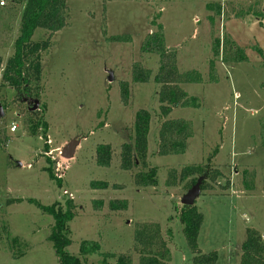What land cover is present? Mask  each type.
I'll list each match as a JSON object with an SVG mask.
<instances>
[{"label": "rangeland", "instance_id": "374dc122", "mask_svg": "<svg viewBox=\"0 0 264 264\" xmlns=\"http://www.w3.org/2000/svg\"><path fill=\"white\" fill-rule=\"evenodd\" d=\"M67 4V24L53 34L49 50L42 53L43 72L29 87L31 100H23L1 79L21 34L22 5L7 0L0 6V105L5 107L0 118V264H59L49 239L53 217L28 199L44 205L73 201L72 241L67 247L73 255H79L83 241H97L101 252L127 254L132 264H140L135 231L149 225L152 235L161 239L151 249L163 252V241L170 252L168 264H194L196 255L211 252H217L214 264H241L247 229H256L264 240V19L254 14L264 11V0ZM159 24L167 46L177 52L179 70L195 69L203 78L181 84L189 96L198 97L199 107L174 106L167 117L160 113L161 85L154 81L159 56L142 48ZM34 33L37 41L49 36L42 28ZM217 39L219 52L213 50ZM135 63L152 71L147 82L132 80ZM122 82H128L127 102ZM35 99L39 107L32 109ZM140 109L152 115L147 164L158 168L156 186L138 184L137 174L147 170L140 162L130 169L121 167L122 146L135 141L134 121ZM177 118L192 123L187 149L161 155V123ZM72 139L79 144L74 157L67 159L61 151ZM102 143L112 146L109 167L96 163V147ZM211 154V172L221 176L202 180L194 204L203 224L199 250L194 252L179 220L181 199L194 176H182V169L206 165ZM48 166L61 179V187L44 170ZM95 180L109 186L92 188ZM112 200L128 201L127 209L112 210ZM3 228L20 238L23 256L13 258ZM101 260L88 255L86 264Z\"/></svg>", "mask_w": 264, "mask_h": 264}, {"label": "trees", "instance_id": "16d2710c", "mask_svg": "<svg viewBox=\"0 0 264 264\" xmlns=\"http://www.w3.org/2000/svg\"><path fill=\"white\" fill-rule=\"evenodd\" d=\"M22 5L20 33L14 43V53L11 55L2 69L1 79L7 85L16 89L17 95L23 100L30 98L29 87L34 82L41 80L42 71V53L49 50L53 34L61 30L67 24L68 4L67 0H11ZM261 19H264V11L254 13ZM42 28L49 32L46 39L34 40L33 35L36 29ZM123 36H113L112 39L123 40ZM164 29L161 24L156 32L149 34L143 45V50L155 52L159 56V70L154 76V81L160 84L159 102L160 113L167 117L174 106L199 107V99L196 96H189L183 89V83H199L202 81V75L199 71L192 69L181 72L177 66V52L170 49L166 44ZM221 43L217 39L213 43V50L219 52ZM246 58L245 55L242 57ZM0 60V69H1ZM152 71L143 67L140 63H135L132 80L134 82H147L151 77ZM123 101L128 100V82H122ZM5 108V107H3ZM152 115L145 109L136 112L134 121L135 141L134 143H124L122 146L121 167L130 169L133 165L140 162L147 170L137 174V182L142 186H156L158 184L156 166H148L147 149L148 133ZM46 126V123L44 122ZM193 135L192 123L184 118L165 119L159 129V154H183L187 149V142ZM217 152V148L214 154ZM112 146L108 143H102L96 147V163L99 166L109 167L112 161ZM213 154L208 156L206 165L190 164L182 169V176H194L191 180L193 186L200 177L211 178L221 176L218 171L211 172L210 162ZM44 170L48 172L49 177L55 180L61 187L62 181L56 177L53 169L48 166ZM205 183V182H204ZM264 184V176H263ZM109 186L107 181L95 180L91 182L92 188L103 189ZM115 187L117 185H114ZM204 186V185H203ZM202 187V186H201ZM17 200V199H15ZM21 199H18L20 201ZM30 203L35 204L43 213L53 217V224L49 239L53 243L59 264H86L88 255L96 254L102 257L97 264H108L110 259L115 260V264H132V258L127 254H116L110 252H101L100 244L95 242L83 241L80 245L79 255L71 254L67 247L71 244V230L69 223L74 219L75 204L70 199L65 203L57 201L51 205H44L35 199H28ZM98 203L102 204V201ZM112 210L127 209L128 201L112 200L109 202ZM179 220L183 225V233L186 241L192 251L199 250L198 237L203 224V215L194 205L181 206ZM155 230L159 232V225H155ZM149 225L135 231L136 246L140 248V264H168L169 249L163 241L161 247L165 248L163 252L152 250L151 247L157 246L159 239L157 235H152ZM172 233L171 231H169ZM7 242H10V251L13 258H19L25 254L21 249L19 237L13 236L8 230H2ZM2 240L3 236H0ZM161 240V239H160ZM19 245L20 248L17 246ZM23 245V244H22ZM149 247V249H147ZM20 250V256L15 253ZM243 255L241 264H264V240L259 231L254 228L247 229V238L242 245ZM217 259V252L210 254H200L194 257V264H214Z\"/></svg>", "mask_w": 264, "mask_h": 264}, {"label": "water", "instance_id": "95a60500", "mask_svg": "<svg viewBox=\"0 0 264 264\" xmlns=\"http://www.w3.org/2000/svg\"><path fill=\"white\" fill-rule=\"evenodd\" d=\"M110 80H113V75L109 74ZM39 107V102L37 99L33 100V106L32 109H37ZM4 110L3 107L0 105V118L4 116ZM79 144L78 139H72L69 141L62 149L61 155L67 159H71L75 155L76 148ZM19 163V162H18ZM22 165L21 163H19ZM203 177H200L198 181L191 187V189L188 190L186 194L183 195L181 199V203L183 205H194L197 197L201 193V183H202Z\"/></svg>", "mask_w": 264, "mask_h": 264}, {"label": "built area", "instance_id": "2783aa9c", "mask_svg": "<svg viewBox=\"0 0 264 264\" xmlns=\"http://www.w3.org/2000/svg\"><path fill=\"white\" fill-rule=\"evenodd\" d=\"M7 4V0H0V6H5ZM13 127H11V130L12 131H14V130H16V128H17V125L16 124H13L12 125Z\"/></svg>", "mask_w": 264, "mask_h": 264}, {"label": "flooded vegetation", "instance_id": "af4514ba", "mask_svg": "<svg viewBox=\"0 0 264 264\" xmlns=\"http://www.w3.org/2000/svg\"><path fill=\"white\" fill-rule=\"evenodd\" d=\"M29 100H31V98H28Z\"/></svg>", "mask_w": 264, "mask_h": 264}]
</instances>
